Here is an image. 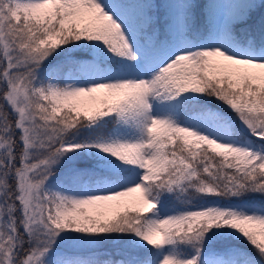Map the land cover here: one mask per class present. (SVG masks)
Instances as JSON below:
<instances>
[{
    "label": "snow or ice",
    "instance_id": "snow-or-ice-1",
    "mask_svg": "<svg viewBox=\"0 0 264 264\" xmlns=\"http://www.w3.org/2000/svg\"><path fill=\"white\" fill-rule=\"evenodd\" d=\"M0 264H264V0H0Z\"/></svg>",
    "mask_w": 264,
    "mask_h": 264
}]
</instances>
